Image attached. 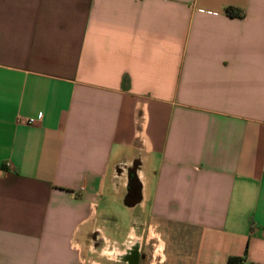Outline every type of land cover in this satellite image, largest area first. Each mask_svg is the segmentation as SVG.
<instances>
[{
    "label": "crops",
    "instance_id": "crops-1",
    "mask_svg": "<svg viewBox=\"0 0 264 264\" xmlns=\"http://www.w3.org/2000/svg\"><path fill=\"white\" fill-rule=\"evenodd\" d=\"M138 225L154 264H264V0H0V264Z\"/></svg>",
    "mask_w": 264,
    "mask_h": 264
},
{
    "label": "rangeland",
    "instance_id": "rangeland-1",
    "mask_svg": "<svg viewBox=\"0 0 264 264\" xmlns=\"http://www.w3.org/2000/svg\"><path fill=\"white\" fill-rule=\"evenodd\" d=\"M108 204L105 198L100 202V206H107ZM120 219L122 221V227L128 228L129 222L127 221L126 214ZM141 223L142 222H137V224ZM143 227L138 225L136 236L129 238L126 244L121 246L120 250L115 248L110 249L113 250V257L117 260L115 264H127L124 261L129 260L127 258L129 252H133V254L140 257L139 264H154L155 260L158 258L160 248L159 236L156 230L147 229L146 226L143 229Z\"/></svg>",
    "mask_w": 264,
    "mask_h": 264
},
{
    "label": "flooded vegetation",
    "instance_id": "flooded-vegetation-1",
    "mask_svg": "<svg viewBox=\"0 0 264 264\" xmlns=\"http://www.w3.org/2000/svg\"><path fill=\"white\" fill-rule=\"evenodd\" d=\"M137 183L134 180L133 177L129 179L128 183V189H127V197L128 198H133L137 195ZM127 258L129 260L125 261L127 264H139L140 257H138L136 254H133V252H129L127 254Z\"/></svg>",
    "mask_w": 264,
    "mask_h": 264
},
{
    "label": "trees",
    "instance_id": "trees-1",
    "mask_svg": "<svg viewBox=\"0 0 264 264\" xmlns=\"http://www.w3.org/2000/svg\"><path fill=\"white\" fill-rule=\"evenodd\" d=\"M231 12V10H229ZM243 261V257H238V256H230L227 259V264H240ZM254 264V263H250Z\"/></svg>",
    "mask_w": 264,
    "mask_h": 264
},
{
    "label": "built area",
    "instance_id": "built-area-1",
    "mask_svg": "<svg viewBox=\"0 0 264 264\" xmlns=\"http://www.w3.org/2000/svg\"><path fill=\"white\" fill-rule=\"evenodd\" d=\"M34 122V118H27L26 123L30 124Z\"/></svg>",
    "mask_w": 264,
    "mask_h": 264
}]
</instances>
